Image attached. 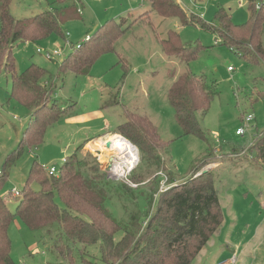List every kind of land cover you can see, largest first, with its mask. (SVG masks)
Returning <instances> with one entry per match:
<instances>
[{"label":"rangeland","instance_id":"obj_1","mask_svg":"<svg viewBox=\"0 0 264 264\" xmlns=\"http://www.w3.org/2000/svg\"><path fill=\"white\" fill-rule=\"evenodd\" d=\"M139 1L66 0L65 5L74 6L80 12L77 11L79 13L65 23L62 37L53 33L38 44L18 42L12 48L17 72L30 63L43 66L53 82L51 99L62 107L74 104L68 112H73L72 115L84 114L87 121L73 122L72 118L64 116L49 126L38 147L24 148L15 163L6 167L7 176L0 184V194L13 212L17 198H13L9 191H20L32 163L54 166L58 174L63 158L83 145L85 140L105 139L114 134L116 126L124 122V107L140 116L149 115L158 135L172 142L162 168L149 163L136 147L139 162L133 170L136 180L132 176L138 184L135 189L129 190L118 181L106 180V190L107 187L109 190L105 204L113 217L124 227L131 215L137 218L138 224H142L148 210L153 207L156 189L164 178L171 176L175 179L174 185L180 184L190 176L191 167L208 150H212L211 162L199 172L215 171L214 184L224 218L218 234L215 233L212 238L218 239V246L221 244L220 262L224 259L233 262L232 253L245 239H250L247 264H264V167L255 165L251 156L247 155V148L264 129V98L256 97L257 91L264 92L263 65H251L229 47L217 44L215 34L201 25H183L177 18L164 19L153 14L148 22H135L123 32L114 42V50L99 56L88 73L77 74L68 66L61 67L65 56L76 45L88 41L104 21L125 16L127 23L132 22L137 13L147 9L149 3L144 1L139 10L129 7L128 10H132L129 14L121 11L127 2L136 7ZM177 1L187 12L199 15L207 23L213 21L219 8L230 13L235 23L246 22L250 15L247 0ZM61 7L62 4L54 0H11L9 11L16 19H22L46 9L59 10ZM169 28L178 32L182 43L203 46L187 65L181 63L178 56L165 54L159 46L160 38ZM261 42L264 48V32ZM38 48L42 53H37ZM56 50L59 53L53 54L52 58L45 57L46 51L52 53ZM187 69L196 75H205L217 91L207 113L204 116L197 114L198 123L206 133L205 138L182 135L166 97L170 84ZM10 90V74L2 69L0 169L6 155L16 147L30 116V110L25 105L9 97ZM248 114L253 116L252 121L242 135H236V129L244 126L243 117ZM90 142L83 146L81 154L99 167L93 154L86 153L88 150L85 148L91 147ZM31 186L38 189L36 182ZM50 230V233L45 229L31 230L15 217L8 234L11 256L16 263L83 264L81 257L84 256L91 264H102L95 246H88L82 252L79 245H70L69 259L66 243L63 242L65 239L56 230ZM122 234V231L116 233L114 240H119ZM61 244L65 249L63 256L55 248ZM224 261L223 264H232L231 261Z\"/></svg>","mask_w":264,"mask_h":264},{"label":"trees","instance_id":"obj_2","mask_svg":"<svg viewBox=\"0 0 264 264\" xmlns=\"http://www.w3.org/2000/svg\"><path fill=\"white\" fill-rule=\"evenodd\" d=\"M65 1L54 0L62 4L59 10L46 9L30 17L16 19L9 11L11 0H0V71L3 69L10 74L9 97L30 110L26 128L1 166L0 184L7 176L6 167L15 163L24 148L38 147L46 129L67 115L74 105L62 107L51 99L53 82L43 66L30 63L17 72L12 54V48L18 42L38 44L53 33L62 37L65 23L79 13L76 7L65 5ZM145 1L149 3V8L138 13L132 22L127 23V18L120 16L100 24L88 41L65 56L61 67L68 66L77 74L88 73L99 56L114 50L113 44L123 32L135 22H148L153 14L164 19L177 18L183 25H201L215 34L217 44L229 47L251 65L264 66L261 42L264 0H247L250 15L244 23L233 22L230 13L223 8H219L213 21L207 23L199 15L187 12L177 0ZM256 3H259L257 8ZM159 46L165 54L178 56L185 65L203 48L200 44L182 43L178 32L172 28L165 31ZM216 94L212 81L189 69L170 84L166 97L182 135L206 137L197 114L204 116L207 113ZM256 97L264 98V92L257 91ZM122 110L124 122L118 124L113 133L128 138L141 156L162 168L172 140L162 139L147 116L137 115L124 107ZM84 144L63 158L58 175L50 176L39 163H32L19 196L13 197L17 198L13 212L0 194V264H17L11 256L8 234L15 217L31 230L45 229L47 233L51 232L50 229L56 230L65 239L63 242L66 243L69 259L70 245H79L82 252L88 246H95L102 264H192L198 252L218 231L224 218L213 172H199L211 162L212 150H208L191 167L190 176L180 184L174 185L175 179L167 177L168 186L161 192L156 189L153 207L148 210L142 224H138L137 218L131 215L124 227L106 207L109 180L94 161L83 158L81 151ZM247 155L251 156L255 165L264 167V129L247 148ZM196 173L198 175L195 176ZM133 174L130 176L132 181L136 180ZM33 182L38 184V189L31 186ZM119 231H122V236L114 240ZM55 248L63 256V244ZM81 258L83 264H91L84 256Z\"/></svg>","mask_w":264,"mask_h":264},{"label":"built area","instance_id":"obj_3","mask_svg":"<svg viewBox=\"0 0 264 264\" xmlns=\"http://www.w3.org/2000/svg\"><path fill=\"white\" fill-rule=\"evenodd\" d=\"M255 8H257L259 6V3L255 4ZM78 11L80 12V10L78 9ZM66 44H68V42H66ZM81 44L76 45V47H79ZM37 53H42V50L40 48H38ZM58 50L51 52H45V57L46 58H52L54 55L53 54H58ZM230 69V67L228 68ZM244 119V126L239 127L236 129L235 134L236 135H242L245 131V127L247 128L249 126V122L252 121L253 116L251 114L245 115L243 117ZM118 135L120 138H122L123 140L127 141L128 144H130L131 148L133 149V151L136 153V161L134 162V164H132V162H129V158L128 157H124L121 154H118L116 151H114L113 146L115 144H113V141L109 144V139H110V135L105 138L102 139L100 138V140L102 141V146L106 149L108 148V150L110 151V154L108 155V157H104V152L102 149L100 148H87L88 151H86V153L88 152L90 155L93 154L94 156V160L97 162V164L99 165V169L102 173V175L107 179V180H111V181H118L119 183L129 187V188H136L138 186V184L134 181H132L130 179L131 173L133 172L134 168L137 166L138 162H139V157H138V150L136 148L135 145H133L126 137L114 133L112 134V136ZM107 143L109 145H107ZM43 170L46 172V174L48 175H58L56 172V168L54 166H50V167H44L42 166ZM166 177L164 178V181L161 182V186L158 189V192L163 191L167 186H166ZM10 194H12V197H17L19 196V191L18 190H13ZM156 195V194H155ZM233 262L235 261L234 257L232 258Z\"/></svg>","mask_w":264,"mask_h":264},{"label":"crops","instance_id":"obj_4","mask_svg":"<svg viewBox=\"0 0 264 264\" xmlns=\"http://www.w3.org/2000/svg\"><path fill=\"white\" fill-rule=\"evenodd\" d=\"M144 1L145 0L139 1L137 3L136 7L132 6L130 2H127V6H125L123 8V10L121 11V13L125 12L127 14L128 12L129 13L132 12V10H130V9L128 10L129 7L132 8L133 10L134 9L139 10V7H141L142 5H144L143 4ZM148 8H149V6L147 7V9ZM112 17H115V16H112ZM29 43H32V42H29ZM72 114H73V112H69L65 116L69 117L68 119H71L72 118V121L73 122L74 121H76V122L84 121V123H85V121H87V119H85L86 118V115H84V114H80V115H77V114L76 115H72ZM146 116L150 119V121H152L153 124H155L154 121L150 118L149 115H146ZM86 128H88V127L86 126ZM105 135H107V134H105ZM105 135H103V136H105ZM95 139L96 138H91V139L85 140L87 142L84 144V146L87 145L90 141L95 140ZM85 149L87 150V148H85ZM216 167H218V163H217ZM216 169L217 168H215L214 170H216ZM213 172H215V171H213ZM216 234H218V233L216 232ZM216 234H214V235H216ZM212 237L207 241L206 245L198 252V254L194 258L192 264H223L225 262L224 260H226L227 263H229L231 261L230 259H228V260L227 259H224L222 262H220V259L219 258H220V256L222 254L219 255V256H218V254L222 250L221 248H219V247H221L220 246L221 244H219V246H218V239L212 238ZM250 245H251V240L250 239H245V242L242 243V245L239 244V246H240L239 249H236V252L234 251V253H232V256H231V258L234 257L236 260L234 262L231 261V263L232 264L233 263L234 264H237L239 262V260H240L241 261V264H247V256H248V253H249V251L251 249L250 248L251 247ZM237 256H239V258H237Z\"/></svg>","mask_w":264,"mask_h":264},{"label":"bare ground","instance_id":"obj_5","mask_svg":"<svg viewBox=\"0 0 264 264\" xmlns=\"http://www.w3.org/2000/svg\"><path fill=\"white\" fill-rule=\"evenodd\" d=\"M109 144L113 141V144H115L113 146L114 151H116L118 154L123 155L124 157H128L129 162H132V164H134V162L136 161V153L133 151V149L131 148L130 144L127 143V141L123 140L122 138H120L118 135L109 136ZM99 141V142H98ZM100 148L103 150L104 152V157H108V155L110 154V151L112 150H108V148H104L102 146V141L100 139L98 140H93L91 142V149L92 148Z\"/></svg>","mask_w":264,"mask_h":264},{"label":"water","instance_id":"obj_6","mask_svg":"<svg viewBox=\"0 0 264 264\" xmlns=\"http://www.w3.org/2000/svg\"><path fill=\"white\" fill-rule=\"evenodd\" d=\"M107 145H109V144L107 143Z\"/></svg>","mask_w":264,"mask_h":264}]
</instances>
